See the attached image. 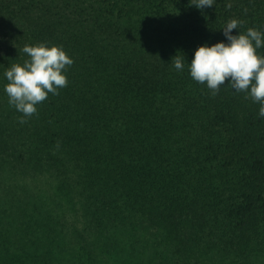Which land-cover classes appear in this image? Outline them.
Here are the masks:
<instances>
[{
    "label": "trees",
    "instance_id": "1",
    "mask_svg": "<svg viewBox=\"0 0 264 264\" xmlns=\"http://www.w3.org/2000/svg\"><path fill=\"white\" fill-rule=\"evenodd\" d=\"M190 2L0 0V264H76L70 208L92 264H264L260 104L190 75L230 20L264 34V0ZM39 43L74 62L21 124L5 72Z\"/></svg>",
    "mask_w": 264,
    "mask_h": 264
},
{
    "label": "clouds",
    "instance_id": "2",
    "mask_svg": "<svg viewBox=\"0 0 264 264\" xmlns=\"http://www.w3.org/2000/svg\"><path fill=\"white\" fill-rule=\"evenodd\" d=\"M190 3L203 10L214 5V0H191ZM225 7L230 9L232 5L227 3ZM242 24L243 21L232 19L223 27L228 43L221 41L198 47L190 63V75L196 82L206 83L213 95L230 81L228 84L235 91L246 93L260 104L258 115L264 117V55L257 52L264 46V34L248 28L246 32L233 35V29L240 30ZM22 51L29 58L7 69L8 82L4 87L9 103L23 114L21 124L37 113V106L49 93L58 95V89L68 85L66 69L74 62L60 45H25ZM184 59L178 54L173 58L176 70L183 69Z\"/></svg>",
    "mask_w": 264,
    "mask_h": 264
},
{
    "label": "rangeland",
    "instance_id": "3",
    "mask_svg": "<svg viewBox=\"0 0 264 264\" xmlns=\"http://www.w3.org/2000/svg\"><path fill=\"white\" fill-rule=\"evenodd\" d=\"M71 205V204H68ZM77 207L76 205H74ZM66 231L68 235L69 244L71 247H75V251L77 253L78 259L75 261L76 264H92V257L89 252L85 251V243L88 237L87 232L83 229L80 217L76 212V209L67 210L66 214ZM82 254V256H81ZM179 264V263H177ZM194 264H201V262H197Z\"/></svg>",
    "mask_w": 264,
    "mask_h": 264
}]
</instances>
